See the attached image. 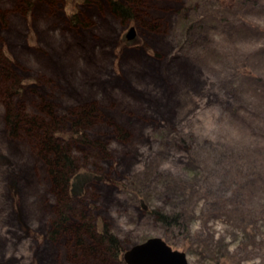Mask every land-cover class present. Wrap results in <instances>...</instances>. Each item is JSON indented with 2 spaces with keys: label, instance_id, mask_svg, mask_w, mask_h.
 Returning <instances> with one entry per match:
<instances>
[{
  "label": "rangeland",
  "instance_id": "374dc122",
  "mask_svg": "<svg viewBox=\"0 0 264 264\" xmlns=\"http://www.w3.org/2000/svg\"><path fill=\"white\" fill-rule=\"evenodd\" d=\"M112 1L0 0V264H126L152 237L188 264H264V0ZM13 114L71 160L59 189ZM62 213L80 232L50 235Z\"/></svg>",
  "mask_w": 264,
  "mask_h": 264
},
{
  "label": "trees",
  "instance_id": "16d2710c",
  "mask_svg": "<svg viewBox=\"0 0 264 264\" xmlns=\"http://www.w3.org/2000/svg\"><path fill=\"white\" fill-rule=\"evenodd\" d=\"M145 0H125V3L122 5L116 1H112V9L115 12L120 13L123 16L131 15L133 12L138 11V13L144 14V5ZM45 110V109H44ZM46 111V110H45ZM93 109L90 107H80L77 111L72 115V132L70 136L76 135L77 138L82 137V132L79 126L82 124L89 122L94 119ZM23 116L19 114H13L12 118L9 119V124L11 128H14L15 124L26 123L27 126L32 127L33 132L38 131L40 133L41 141L45 143L46 146L50 147L49 153L51 155L50 161V172L54 175V180L57 183L56 188L62 186V183L65 182V177L61 175L63 167H70L71 160L64 154L62 148L57 145H53V140L51 139L52 133L47 124H43L40 122L33 121L31 119H24ZM32 131V130H31ZM51 139V141H50ZM62 182V183H61ZM151 216H153L158 222L162 223L165 226H170L171 223H176L182 219L179 216H173L171 213H167L160 210L151 209ZM61 220L56 221L54 225V229L51 231L50 235H56L60 231H69V232H80L81 227H66V218L63 213L61 214ZM98 235L102 236V240H98L96 237H92L94 240L95 246H98L99 241L105 245L104 250L107 253H110L113 258H121V254L123 249L117 245V240L113 236L107 235V233L103 230L102 233H98Z\"/></svg>",
  "mask_w": 264,
  "mask_h": 264
},
{
  "label": "water",
  "instance_id": "95a60500",
  "mask_svg": "<svg viewBox=\"0 0 264 264\" xmlns=\"http://www.w3.org/2000/svg\"><path fill=\"white\" fill-rule=\"evenodd\" d=\"M134 28L130 27L126 34L131 39ZM123 260L126 264H188L185 253L173 250L161 238H149L132 246L124 252Z\"/></svg>",
  "mask_w": 264,
  "mask_h": 264
}]
</instances>
